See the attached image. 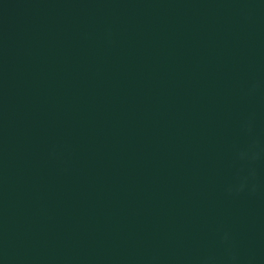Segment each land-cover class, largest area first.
<instances>
[{
    "label": "water",
    "instance_id": "1",
    "mask_svg": "<svg viewBox=\"0 0 264 264\" xmlns=\"http://www.w3.org/2000/svg\"><path fill=\"white\" fill-rule=\"evenodd\" d=\"M0 264H264V0H0Z\"/></svg>",
    "mask_w": 264,
    "mask_h": 264
}]
</instances>
